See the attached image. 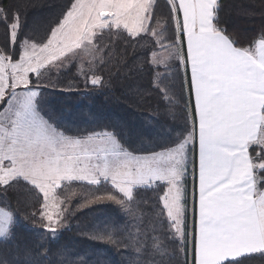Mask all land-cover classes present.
I'll list each match as a JSON object with an SVG mask.
<instances>
[{
    "label": "snow or ice",
    "instance_id": "1",
    "mask_svg": "<svg viewBox=\"0 0 264 264\" xmlns=\"http://www.w3.org/2000/svg\"><path fill=\"white\" fill-rule=\"evenodd\" d=\"M165 6L166 13H160L154 0L69 2L63 22L37 43L25 34L21 6L0 5L5 35L0 47V195L23 197L26 207L38 204L29 215L55 236L65 214L71 215L56 195L61 182L110 185L111 192L95 201L115 202L126 212L134 193L155 183L153 190L163 193L157 198L160 215L166 213L161 239L146 245L135 241L143 259L131 264H170L160 255L165 241L178 238L186 245L189 236L185 184L191 163L192 264H243L249 257H264V28L241 41L222 26L219 0H166ZM158 17L165 24L160 31ZM113 28L126 30L137 42L147 37L155 45L153 38L159 36L160 43L170 40L167 47H175L174 75L182 77L177 107L184 123L173 129V146L163 151L135 155L115 132L72 137L41 113L44 89L38 81L46 72L63 69L66 61L76 66L86 50L92 61L82 72L83 87L107 86L109 81L96 73L111 62L112 46L93 42L103 41V33ZM161 63L159 57L151 63L146 59L139 70L151 78ZM157 79L154 90L161 97L176 88L167 72ZM73 87L78 85L69 84ZM9 207L0 208V237L11 239L18 213ZM106 231L111 240L114 231Z\"/></svg>",
    "mask_w": 264,
    "mask_h": 264
},
{
    "label": "trees",
    "instance_id": "2",
    "mask_svg": "<svg viewBox=\"0 0 264 264\" xmlns=\"http://www.w3.org/2000/svg\"><path fill=\"white\" fill-rule=\"evenodd\" d=\"M69 2L75 3V0H0V5L13 6L14 10L15 6H21L20 11L27 24L25 34L39 43L50 35V29L62 23L66 15L65 6ZM155 3L159 5L160 13H166V0H156ZM167 3L170 2L167 0ZM219 3L223 7L220 13L222 26L237 39L247 41L264 28V0H219ZM158 18L160 23L156 30L160 31L165 24L162 17ZM164 35L170 33L165 32ZM103 36V41L93 43L94 46L100 43L112 46L111 62L96 73L109 81L107 86L84 88L82 72L88 70V62L80 61L73 66L71 61H66L63 69L46 72L38 81L44 89L40 101L42 115L46 114L45 119L51 117L50 122L72 137L118 133L124 147L136 155L160 152L173 146V129L184 123L177 107L182 77L174 75L177 72L175 52L167 63L172 68L160 66L151 78L147 72L139 70L144 67L146 59L151 63L153 54L167 48L171 41L160 43L162 37L157 36L153 38L157 41L155 45L147 37L137 42L136 37L129 38L126 30L117 33L115 28L111 32L105 31ZM4 41V27L0 25V47ZM179 71H183L182 65ZM165 72L169 81L175 82L176 88L166 97H161L154 90V85L158 83L157 76L163 77ZM69 84L78 87L69 89ZM160 88L163 90L164 85L161 84ZM184 94L187 96V87ZM189 181L190 178L188 188ZM157 187L153 183L134 193L135 202L131 211L126 212L115 202L95 201V196L111 192L110 185L96 187L84 182H63L56 195L66 201L62 207L67 208L71 215L65 214L63 225L55 236L42 230L40 219L29 215L38 204L26 207L23 197L13 193L0 195V207L8 205V210L18 213L13 237L0 239V260L22 264H131L142 260L143 255L138 254L135 241L145 245L153 240L159 241L166 217V213L164 217L160 215L162 205L157 198L163 193L153 190ZM188 193L189 206L190 189ZM188 219L187 231L190 234L193 230L192 227L190 229V211ZM106 230L114 231L111 240L107 238ZM168 239L174 240L173 237ZM130 243L132 247L128 246ZM165 244L160 255L170 260V264H192L189 236L186 245L178 238L175 242L165 241ZM243 264H264V257H249Z\"/></svg>",
    "mask_w": 264,
    "mask_h": 264
},
{
    "label": "rangeland",
    "instance_id": "3",
    "mask_svg": "<svg viewBox=\"0 0 264 264\" xmlns=\"http://www.w3.org/2000/svg\"><path fill=\"white\" fill-rule=\"evenodd\" d=\"M169 2H170V0H168ZM79 2L81 3V4H87V3H89V0H79ZM154 2H156V0H154ZM75 3H77V0H75ZM171 3V2H170ZM63 22V21H62ZM175 52V47H173L172 49H169L168 47L167 48H164V49H162L161 51H159V52H157V53H155V54H153V57H159V58H161V61H162V63H161V66H166L167 65V63L169 62V60L171 59V57L173 56V53ZM183 54H182V50H181V56H182ZM167 57V58H166ZM166 58V59H165ZM81 61H83V62H85V61H87L88 63H91V61H92V57L91 56H89L88 55V52H87V50L82 54V59H81ZM81 65H83V63H81ZM57 69V68H56ZM92 135V134H91ZM90 136V135H89ZM86 137H88V136H86ZM86 137H81V138H86ZM78 138V137H77ZM92 146H95L94 144L92 145ZM189 154H190V158H191V155H192V149L190 148L189 149ZM136 155V154H135ZM188 167H189V174H188V178H187V180H186V184H185V186L187 187V189H190V191H191V189H192V176H191V167H192V165H191V163H189V165H188ZM190 178V181H189V184H190V186H189V188H188V179ZM63 182H61V184H62ZM61 184H60V186H61ZM191 194V193H190ZM61 200V199H60ZM186 207H187V209H188V211H190V216H191V225H192V214H191V212H192V199H191V195H190V205L188 206V204L186 205ZM1 208H3V207H1ZM188 222H189V219H188V215H187V225H188ZM190 225V229H191V226ZM59 228H60V226H59ZM191 233H192V231H191ZM191 233L189 234V242H190V244H191V239H192V237H191ZM2 238H7V237H0V239H2Z\"/></svg>",
    "mask_w": 264,
    "mask_h": 264
},
{
    "label": "crops",
    "instance_id": "4",
    "mask_svg": "<svg viewBox=\"0 0 264 264\" xmlns=\"http://www.w3.org/2000/svg\"><path fill=\"white\" fill-rule=\"evenodd\" d=\"M170 2H171V0H170ZM1 208V207H0Z\"/></svg>",
    "mask_w": 264,
    "mask_h": 264
}]
</instances>
